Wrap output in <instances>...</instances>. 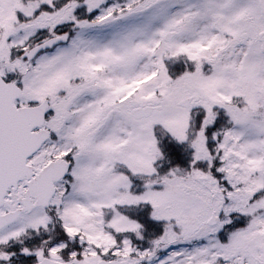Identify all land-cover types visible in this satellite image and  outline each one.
<instances>
[{"label":"rangeland","instance_id":"1","mask_svg":"<svg viewBox=\"0 0 264 264\" xmlns=\"http://www.w3.org/2000/svg\"><path fill=\"white\" fill-rule=\"evenodd\" d=\"M251 5L257 9L255 0ZM17 8L0 0V76L18 77L22 92L16 105L52 98L46 122L51 136L27 163L37 173L49 161L68 156L75 166L55 184L49 210L34 208L0 232V263L264 264V55L256 48L246 55L240 50L233 56V74L216 76L213 87L219 90L211 99L202 100L196 90L200 97L182 108L187 90L193 85L203 90L210 78L180 77L172 87L163 52L152 48L162 35L160 19L147 23L143 18L142 26L123 30L121 38L89 34L84 51H56L25 63L17 50L26 33L16 35L11 28ZM10 34L21 45L17 50L4 43ZM218 67L227 68L225 59ZM97 70L101 75H93ZM77 77L85 84L72 86ZM64 91L65 99H53ZM131 99L149 101L157 111L137 121ZM114 100L125 104L114 107ZM197 106L204 116L191 135L188 117L195 120ZM212 107L229 109L232 126H215ZM155 126L189 146L177 158L184 167L167 166L161 176L155 168ZM118 166L130 175L112 174ZM133 177L142 182L134 183ZM24 190L18 184L3 197L0 215ZM138 205L151 211L120 210ZM142 216L160 226L145 229ZM56 221L72 240L71 248L55 234L36 236ZM28 230L33 237L24 241Z\"/></svg>","mask_w":264,"mask_h":264},{"label":"flooded vegetation","instance_id":"2","mask_svg":"<svg viewBox=\"0 0 264 264\" xmlns=\"http://www.w3.org/2000/svg\"><path fill=\"white\" fill-rule=\"evenodd\" d=\"M252 1L254 2V0H9L11 6L16 3L19 7L12 11V32L16 35L26 33V40L21 42L23 44L21 50H17L21 45L13 43L16 35L10 34L5 38L4 43L16 48L17 53L23 55L45 45L50 40L56 41L50 47L36 52L34 58L25 57L23 59L20 55V58L28 63L33 59L35 61L39 56L51 55L56 51H71L72 53H78L79 50L84 51L88 46L89 34H92L93 38H100L104 34L109 37L110 34H114V37L121 38L123 30L128 31L130 28L135 27L136 29L139 25L142 26L143 18H146L147 23L158 18L163 22L162 35L152 48L154 52H163L162 60L166 57L169 83L175 88L180 77L190 78V81H193L197 75L202 80L205 77L210 78L205 80L203 90L195 85L190 87L187 91L191 93L186 92L185 99L181 102L190 101L192 98L196 100L200 96L202 100L204 98L209 100L219 90L217 86L213 87L214 81L218 77L233 74L234 69L231 64L235 60L233 56L236 53L241 50L246 55L256 48L264 55V15L261 14L259 0H255L257 9L251 5ZM252 9L254 13L250 14ZM109 27L111 31L107 30ZM0 32H3V29H0ZM95 33L98 35L96 36ZM166 35L169 36L167 41L164 40ZM224 59L226 69L218 67L219 61ZM78 66L84 67L85 63L82 62ZM94 73L95 76L101 75L98 70ZM218 74L220 76L216 78ZM15 78L17 82L18 77ZM74 80L72 86L80 83L83 85L86 81L83 77H77ZM18 85L20 87V84ZM196 90L200 92V96L193 93ZM65 96L66 91L62 94L55 93L53 99L62 101ZM51 100L49 95L40 100V103L45 101L47 106L44 128L47 127L46 122L52 111ZM129 101L131 112L136 106V104L133 105L135 102L138 105L151 106V115L157 111V107L152 106L149 101L145 103L134 99ZM113 102V106L118 108L125 104L117 100ZM27 105L34 104L22 103L16 106ZM209 110V114L213 115L215 108L212 107ZM227 111L229 109H226ZM47 129L50 131L49 128ZM66 160L70 162L69 169H73L75 165L72 159ZM113 163L118 165V163ZM111 172L112 174L126 173L125 169L120 166ZM18 184L25 186L24 181ZM15 190H10V192ZM10 203L8 211L18 208V197L13 198ZM24 239L28 238L24 237Z\"/></svg>","mask_w":264,"mask_h":264},{"label":"water","instance_id":"3","mask_svg":"<svg viewBox=\"0 0 264 264\" xmlns=\"http://www.w3.org/2000/svg\"><path fill=\"white\" fill-rule=\"evenodd\" d=\"M264 14V0L259 2ZM169 36H166L168 40ZM55 40L30 51L28 57H33L37 51L50 47ZM20 97V89L13 83H4L0 78V206L6 191L16 188L19 181L26 179V191L18 201L20 209L0 216V229L14 222L21 213L30 212L37 207H47L54 195V183L61 180L67 165L63 161L50 162L37 174L32 167L26 165L27 159L36 153L48 139V132L40 130L43 124L45 104L34 107L15 108L14 101ZM150 108H137L133 111L135 119L145 118ZM36 264H68L50 260H42ZM97 264H127L126 262L100 261Z\"/></svg>","mask_w":264,"mask_h":264},{"label":"trees","instance_id":"4","mask_svg":"<svg viewBox=\"0 0 264 264\" xmlns=\"http://www.w3.org/2000/svg\"><path fill=\"white\" fill-rule=\"evenodd\" d=\"M221 121H219V122H221ZM159 146H160L159 149L161 151V158L164 159V160L166 159V160L170 161V163L168 162L169 163L168 166H170L169 167L170 169H172L174 167L175 168L184 167L182 162L178 163V159H177L179 156L183 155V152H182L183 149H181L176 144L168 142L167 138H165V137H163V139H161V142H160ZM173 158H176V163H174V165H172ZM142 218H143L142 219L143 220L142 224H143L145 229L149 227V230H150L151 228L153 229L154 226H156V227L160 226L159 223L157 224L153 220H150V218H148V221H149L150 224H148L146 222V219L143 216H142ZM54 228H55V235L57 237H59L60 239H62V240H66L67 245L70 246L69 248H71L72 247L71 246L72 240H70L66 235L63 234V230L58 226V224L55 225ZM13 252H15V251L13 250ZM27 264H30V262L27 263Z\"/></svg>","mask_w":264,"mask_h":264}]
</instances>
